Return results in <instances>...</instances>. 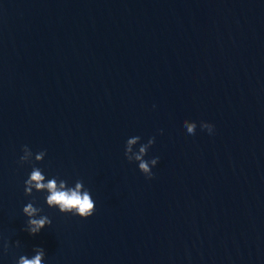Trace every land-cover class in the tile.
I'll return each mask as SVG.
<instances>
[{"label": "water", "instance_id": "1", "mask_svg": "<svg viewBox=\"0 0 264 264\" xmlns=\"http://www.w3.org/2000/svg\"><path fill=\"white\" fill-rule=\"evenodd\" d=\"M34 166L83 181L93 215L25 195ZM29 202L51 220L37 235ZM37 247L44 264H264V0H0V264Z\"/></svg>", "mask_w": 264, "mask_h": 264}, {"label": "clouds", "instance_id": "2", "mask_svg": "<svg viewBox=\"0 0 264 264\" xmlns=\"http://www.w3.org/2000/svg\"><path fill=\"white\" fill-rule=\"evenodd\" d=\"M201 128L207 129L209 133L213 130V125L206 122H201ZM184 127L187 129L188 134H195L196 123H189L188 120L184 121ZM140 140L139 136L134 137L127 141L125 149V156L131 162V157L127 156L130 152L131 145ZM155 138H150L147 144H142L139 148V153L136 155V160L140 161L139 170L145 174L149 179L153 177V173L149 168V164L155 166L158 163L159 157L146 161L144 156L147 154L148 149L154 144ZM24 155L20 157V163L29 162L32 158V152L27 147L23 148ZM46 155L45 151H41L35 155L36 161H42ZM33 190L36 192L46 191V203L49 208H57L61 213H71L81 218H88L93 215L95 211V202L87 189L83 186V181H77L75 187H68L67 182L53 177L46 181V177L42 169L33 167L29 178L25 181V195L31 196ZM23 214L28 218L27 226L24 229L30 235H37L40 231L51 224V220L47 215H40L43 212L42 208L34 206L33 202H29L23 207ZM19 242H17L18 244ZM8 245H4L5 252ZM35 255L28 258L26 255H21L17 264H44L45 250L43 248H34Z\"/></svg>", "mask_w": 264, "mask_h": 264}]
</instances>
